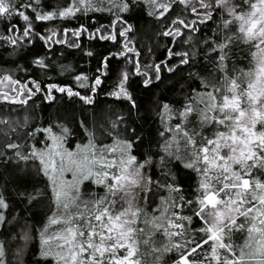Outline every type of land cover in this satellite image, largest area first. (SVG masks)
Here are the masks:
<instances>
[{"label":"snow or ice","instance_id":"snow-or-ice-1","mask_svg":"<svg viewBox=\"0 0 264 264\" xmlns=\"http://www.w3.org/2000/svg\"><path fill=\"white\" fill-rule=\"evenodd\" d=\"M145 2L153 10L149 14L157 18H166L175 5H182L195 17L187 20L178 16L170 21L172 27L161 34L173 41L187 35L183 42L191 47L190 52L165 50L168 60L179 57L181 66L192 65L199 54L192 34L200 31L199 26L214 22V13L220 15L216 39L195 42L203 45L200 52L212 65V73L207 78L190 74L201 87L194 89L183 109L175 113L182 123L166 128L173 135L165 140L164 155L156 162L152 157L139 161L132 154L130 140L98 145L91 134L86 144L69 150L65 147L67 127L58 132L54 126L30 130L28 137L47 134L51 143L43 148L29 149L14 140L0 148L3 162L11 163L14 158L18 165L30 163L37 174L47 178L51 214L41 233L40 255L51 258L54 264H169V260L171 264H264V0ZM132 3L133 0H65L62 7L42 11L41 0H0V18L17 20L6 24L5 32H19V36H0V41L13 48L33 37L46 44H64L65 40L55 39V30L50 35L37 33L34 21L71 20L78 13L107 11L115 16L114 25H125L123 30L103 35L102 28H97L92 37L113 41L118 36L125 38L118 55L132 63V74L146 75L141 72L140 61L129 56L140 53L130 47L128 34L132 26L120 15L129 11ZM19 21L24 22L22 26H18ZM60 31L67 34L68 30ZM87 32L81 26L71 35L81 37ZM237 43L249 47L251 63L247 70L229 66L232 46ZM114 55L103 59L91 86L83 83L89 79L87 76L76 75L80 87L95 92ZM35 63L46 66L43 59H36ZM149 68L154 79L160 80L162 63ZM175 70L167 68L169 72ZM129 79V72L121 71L111 95L131 101L126 88ZM152 82L150 78L143 80L145 86ZM30 83L33 87L10 74L0 75V85L6 89L0 90V101L23 105L46 90L47 100L54 99L56 91L78 97L88 105L94 103L92 95H81L72 86L50 84L44 89L37 81ZM163 108L166 118L171 119L169 106L165 104ZM173 164L195 174L196 186L191 196L180 195L182 187ZM156 167L161 170L163 182L148 174L150 168ZM154 188L167 195L160 197L149 211L145 204ZM39 195L24 194L26 199ZM8 208L7 200L0 194V224L6 223L4 210ZM237 234L242 243L236 242ZM0 264H6L3 242Z\"/></svg>","mask_w":264,"mask_h":264},{"label":"trees","instance_id":"trees-1","mask_svg":"<svg viewBox=\"0 0 264 264\" xmlns=\"http://www.w3.org/2000/svg\"><path fill=\"white\" fill-rule=\"evenodd\" d=\"M64 3L65 0H41L40 10H54L58 6L62 7ZM152 11L145 0H133L129 11L120 13L127 24L132 26V31L128 34V39L131 40L130 47H134L140 53L139 56H135L134 53L129 56L140 61L141 72L146 75L132 74L135 72L132 63L118 55L123 50L125 38L118 36L117 40L113 41L92 37L97 28H102L103 35L123 30L125 25H114L115 16L107 11L78 13L77 17L71 20L34 21L37 33L50 35L51 30H55L57 32L55 39L65 40L64 44L54 42L46 44L33 37L30 42L25 41L13 48L12 45L0 41V75L10 74L21 83H28L29 87H33L30 83L33 80L39 82L44 89L50 84L72 86L73 90L81 92V95H92L94 98V103L88 105L78 97H68L64 93L53 91L55 98L47 100L45 90L34 95L23 105L0 101V121H4L0 123V148L13 140L26 144L29 149L33 146L43 148L51 143L47 139V134L37 133L34 138L28 137L26 134L30 130L54 126V131L58 132L62 127H67L69 132L65 147L69 150H75L77 145L86 144L91 134L98 145L114 144L117 140H130L133 143L132 154L139 161L146 157H152L154 162L158 161L159 156L164 155L165 140L171 139L173 135L166 131V128L182 123L175 113L183 109L189 94L201 87L190 74L199 73L201 78H207L209 73H212V65L203 58L204 53L200 52L203 45L195 42L215 40L221 17L214 13L216 18L214 22L199 26L200 31L192 34L193 43L199 54L192 65L181 66L180 58L175 57L169 61L165 50L172 48L176 52H190L191 47L183 42L187 35L183 39L177 38L173 41L171 37H164L161 34L166 28L172 27L170 24L172 19L183 16L187 20H192L195 17L182 5H175L174 10L170 11L166 18L150 15ZM12 23H17L16 18L11 21L0 18V36H19V32H5V25ZM23 23L19 21L18 26H22ZM81 26L87 28L88 32L81 37L72 36L71 31ZM61 29L68 30L67 34H61ZM76 44L80 47H76ZM88 52L92 55H87ZM113 54L114 58L110 59L106 74L101 76L102 85L95 92H90L89 88H81L80 82L75 80L76 75L87 76L89 79L83 83L91 86L92 78L99 74L98 69L101 68L103 59ZM230 56V67L247 70L250 66L248 45L234 44ZM36 59H43L46 66L37 65ZM156 63L163 65L160 80L154 79L149 68V65ZM168 67L177 70L169 72ZM121 71H128L130 74L126 88L132 97L131 101L111 95L116 90L114 86ZM146 78L152 79L153 82L145 86L143 80ZM165 104L171 109V119L166 118L163 108ZM108 132H111V136ZM161 132L164 136L160 135ZM8 155L12 154L9 152ZM171 167L174 172L178 171V183L182 187L180 195L191 196L196 186L195 174L182 169L179 165L173 164ZM148 174L153 180L163 182L160 168H150ZM66 176L70 178V174ZM47 184V178L37 174L30 163L21 162L18 165L14 158L11 163L0 160V194L9 204V208L4 210L6 223L0 224V242L5 245L6 264H54L51 258L40 255L41 233L51 214V196ZM34 192L40 195L36 198H25L24 194ZM166 195V192L154 188L148 194L149 200L145 206L151 211L159 202V198ZM184 213L188 214L187 209ZM25 235L27 239L24 238ZM235 240L242 243L239 234Z\"/></svg>","mask_w":264,"mask_h":264},{"label":"rangeland","instance_id":"rangeland-1","mask_svg":"<svg viewBox=\"0 0 264 264\" xmlns=\"http://www.w3.org/2000/svg\"><path fill=\"white\" fill-rule=\"evenodd\" d=\"M0 90H6L4 86L0 85ZM87 187H89V185H87ZM91 188V187H89Z\"/></svg>","mask_w":264,"mask_h":264}]
</instances>
